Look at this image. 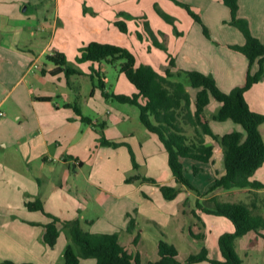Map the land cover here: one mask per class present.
I'll list each match as a JSON object with an SVG mask.
<instances>
[{
  "label": "rangeland",
  "instance_id": "374dc122",
  "mask_svg": "<svg viewBox=\"0 0 264 264\" xmlns=\"http://www.w3.org/2000/svg\"><path fill=\"white\" fill-rule=\"evenodd\" d=\"M46 3L47 6L44 5ZM184 3L192 7L201 21L189 12ZM40 4L42 6L38 10L41 23L26 28L17 45L28 52L32 50L39 56L34 64L36 70L40 67H55L58 63L49 55L59 50L67 60L63 68L71 71L69 73L64 70L55 79L48 75L50 81L36 80L35 83L59 94V98H55L60 101L61 111L56 118L63 132L60 139H54L51 143V153L58 157L54 162L61 164V169H57L52 180L59 186L62 185L61 197L73 195L78 200L77 216L84 227L113 232L98 224L102 218L105 219V207L101 198L107 197L98 198L89 190V185H94L100 195L131 193L141 205L133 211L138 221L137 227L134 231L124 229L117 233L120 242L126 243L135 252H145L144 262L154 256L161 238L176 244L185 256L200 251L205 243L209 247L210 257L218 258L217 252L220 249L215 226L206 224L207 239L197 240L190 230L197 219L191 213L184 212L185 209H196L199 198L215 192L211 191V186L215 184L212 164L184 158L185 174L194 189L178 184L168 159L156 152L154 145L149 148L152 144L151 135L154 133L142 122L139 107L135 103L121 102L114 94H132L138 91L136 85L121 70L125 60L121 58L108 62L106 59L80 60L79 57L83 55L81 48L95 40H91L93 32L106 30L105 34L109 39L107 42L128 48L136 56L139 65L151 64L160 73H164L167 67L175 73L182 71L183 75H176L174 79L183 80L193 95L198 89L191 85L185 74V70L190 68L213 75L214 70L222 89L230 88L245 79L249 63L246 56L230 46L231 43L246 41L242 29L231 22V8L223 0H75L72 6H62L60 10L59 26L64 28L61 32L62 39L68 44L61 48L62 45L55 39L56 4H52V1H42ZM64 12L72 13L74 22L70 24ZM237 17L248 19L254 36L264 41V0H240ZM121 20L126 22V30L120 29L118 22ZM205 26L209 28V34L205 32ZM39 73L42 74L41 71ZM103 81L107 93L101 87ZM259 92L264 96V85ZM71 102L77 104L82 114L91 120H83L77 113L73 116L66 115L69 112L62 109ZM206 112L210 115V108ZM69 119L74 120V126L67 128L69 134L61 140L65 133L64 123ZM240 128L242 130V126ZM105 137L115 139L119 144H104ZM154 137V140H160L157 135ZM62 156L66 157L65 161ZM195 165L202 167L197 173L194 172ZM63 167L69 170L68 175L60 173ZM137 174L140 175L139 179L127 180ZM150 177L154 181L147 179ZM159 184L176 185L182 188L179 194H187L189 199L184 202V197L183 201L165 203L167 198L163 197ZM222 197L231 201L246 199L245 195L233 197L226 194ZM203 217L204 220L215 219L209 213H204ZM91 219L96 221L95 227L89 222ZM230 222L234 227L233 221ZM139 231H142L143 240L134 244ZM62 250L65 249L58 247L54 253L61 254ZM239 252L243 257L241 264H264L263 243L251 242L246 237L239 245ZM220 256L222 259V254ZM91 258L85 259L82 264H92ZM64 259L63 252L61 259H56L54 264H64ZM212 263L205 260L191 264Z\"/></svg>",
  "mask_w": 264,
  "mask_h": 264
},
{
  "label": "trees",
  "instance_id": "16d2710c",
  "mask_svg": "<svg viewBox=\"0 0 264 264\" xmlns=\"http://www.w3.org/2000/svg\"><path fill=\"white\" fill-rule=\"evenodd\" d=\"M223 1L231 8L233 16L231 22L240 27L246 37L244 43H231L230 46L249 60L244 81L230 90L222 89L212 73L190 68L185 70V74L189 77L191 85L198 89L193 95L183 80L174 79L176 75L182 76V71L175 73L167 67L164 73H160L151 64L139 65L133 52L118 43L93 40L81 48L83 55L79 59L93 61L106 59L108 62H115L121 58L125 60L121 70L136 85L138 91L132 94H114L121 102L135 103L139 107L142 122L163 142L168 152L169 167L178 184L188 185L194 189L185 174L184 158L189 157L204 163L210 162L214 166L216 177L211 191L219 187L260 189L264 188V183L253 177L264 165V136L260 129L264 123V113L252 109L245 92L264 78V41L254 36L248 19L237 17L240 0ZM184 5L197 20L201 21L189 4ZM118 23L121 30L127 29L125 21L121 20ZM205 28V32L209 34V28L207 26ZM49 57L58 63L51 73L56 74L64 70L71 72L68 68H63V65L67 64L64 53L57 50ZM255 63L259 64V69L253 71ZM105 85L103 81L101 87L107 93ZM213 99L220 102L221 106L211 113V118L215 121L232 119L242 126V130L234 129L224 134L213 131L206 114ZM74 107L77 113H81L77 105ZM81 117L83 120H91L84 115ZM207 138H211L213 142H208ZM104 144L117 146L119 142L105 137ZM219 151L222 152L224 162L222 170L216 164V155ZM193 168L197 173L202 167L195 165ZM139 178L140 175L137 174L128 177L127 180ZM147 179L154 181L153 177ZM159 186L168 200H174L182 191V188L173 184ZM26 204L30 209L46 212L41 198L28 200ZM256 205L258 204L244 200L236 202L223 200L215 194L199 198L196 209L184 210L197 219L190 226L191 234L197 240L207 239L203 212L227 216L233 221L234 230L225 231L219 239L218 246L222 259L211 258L209 247L205 243L200 251L185 256L176 244L161 238L154 256L144 262L145 252L142 250L135 252L126 243L120 242L117 232H94L84 227L80 218L62 220L48 212L46 213L52 220L45 224L42 241L52 246L57 243L61 231H66L69 240L64 250L65 264H79L82 259L89 257L95 258L96 264H191L205 260L212 261V264H241L243 257L237 250L238 240L248 232H260L264 229V215L258 211ZM137 222L132 216L127 230L134 231ZM262 234L264 235V232ZM142 240V231H139L133 243ZM7 263L32 264L14 261Z\"/></svg>",
  "mask_w": 264,
  "mask_h": 264
},
{
  "label": "crops",
  "instance_id": "0c3cea01",
  "mask_svg": "<svg viewBox=\"0 0 264 264\" xmlns=\"http://www.w3.org/2000/svg\"><path fill=\"white\" fill-rule=\"evenodd\" d=\"M42 1H52V4H56L57 14L54 26H57L55 28L57 31L55 39H58L62 45L61 48L67 47L68 44L64 41L65 39H62L63 35L61 33L64 28L59 26L61 23L60 10L62 6H72L75 0H0V111L5 112L4 116H0V264H8L7 261H14L15 263L54 264V262L61 259L64 252L62 250L61 254L56 255L54 250L58 247L65 249L69 238L66 232L61 231L56 244L51 246L42 241L45 224L52 220V217L46 212L53 213L62 220L78 218V200L73 195L62 198V192L60 191L62 185L59 186L56 182L52 181L55 172L61 165H57L54 162L57 155H52L51 153V143L54 139H60L63 132L62 126L57 124L56 118L57 113L61 111L60 101L55 98V96L59 98V94L57 91H53L47 87H39V83L35 84L36 80H42L43 82L50 81L48 75H52L53 79L56 76L60 77L63 71L53 74L51 70L54 66L48 68L40 67L38 68L42 73L40 74L34 66L39 56L32 52V50L28 52L17 45L18 40H22L26 28H30L35 23H41L39 17L40 11L38 9L42 6L40 4ZM44 5L47 6V3ZM65 16L68 18L70 24L74 22L72 13L66 12ZM46 20L47 22L49 21L48 17ZM105 32L106 30H102L99 33L93 32L91 40L95 39L107 42L109 39ZM257 69H259V65L255 63L253 71ZM212 72L220 84V79L216 76L214 70ZM238 83H235L230 88ZM263 85L264 78L245 92L252 109L262 113H264V96L259 91ZM230 88L225 89L229 90ZM44 97L49 99H43ZM68 102L70 101L68 100ZM74 105L77 104L71 102L62 111L69 112L66 115L73 116L77 113ZM220 106L221 103L213 99L208 109L210 108V112L212 113ZM211 113L209 115L206 112L215 133L224 134L230 130L241 129V126L232 119L224 121L213 120ZM77 115L81 117L83 115L82 111L81 113H77ZM74 123L72 119L65 121V133L61 137V140L68 136L69 131L67 128L73 127ZM260 129L264 136V123ZM154 135H151V137L153 136L151 140L152 144L149 148H153L152 145H154L156 152L161 153L163 157L168 159V152L163 142L156 140L157 138L154 140L156 137ZM207 139L208 142H213L211 138ZM221 151L216 155V164L222 170L224 162ZM62 159L65 161L66 157L62 156ZM82 162L79 163L80 166ZM212 170L216 177L213 165ZM60 173L68 175L69 170L63 167ZM253 178L264 183V165L255 172ZM49 181H51L50 184ZM89 190L95 193L98 198L102 196L107 197L101 198V203L105 207V219L102 218V220L98 221L101 227L104 225L105 228L113 230V232H122L124 229H127L130 218L132 216L136 218L133 211L140 208L141 205L137 203L138 200L130 195L131 193L127 194L128 192H126L117 196H108L105 193L100 195L97 194L98 190L92 184L89 185ZM215 194L219 195L222 199H224L222 196L226 194L233 197L235 195H239L240 197L245 195L246 199L231 202L244 200L256 203L258 204L256 205L258 206V211L264 215V188H217L213 194L210 193L208 196ZM147 195L150 196V194ZM163 197H165L164 194ZM184 197L185 202L188 197L187 194H183V196L179 194L174 200H165V203L176 202L177 200L183 201ZM38 198L43 200L46 212L30 209L27 206L26 202L28 200ZM82 198L85 199V196H82ZM80 204H82V201H80ZM204 213L206 212L202 213V217ZM209 214L215 216V219L211 220V218H207L205 224L215 226L216 238L219 242L221 234L225 231H233L234 227L229 217L225 216L227 217L225 218L221 217L223 215ZM89 222L95 227L96 221L94 219H91ZM91 230L94 232L103 231ZM262 232H264V229L260 232L251 231L240 237L237 244L238 252L239 245L246 237H249L251 242L264 244ZM220 254L221 251H218V258L221 257ZM89 258L82 259L79 264H82V261ZM90 261H92V264H96L95 258L92 257Z\"/></svg>",
  "mask_w": 264,
  "mask_h": 264
},
{
  "label": "built area",
  "instance_id": "2783aa9c",
  "mask_svg": "<svg viewBox=\"0 0 264 264\" xmlns=\"http://www.w3.org/2000/svg\"><path fill=\"white\" fill-rule=\"evenodd\" d=\"M4 115H5V112L0 111V116H4Z\"/></svg>",
  "mask_w": 264,
  "mask_h": 264
}]
</instances>
